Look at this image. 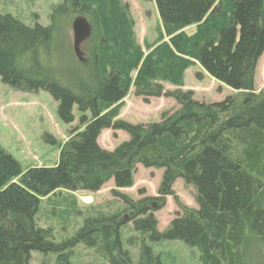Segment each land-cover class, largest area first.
<instances>
[{
    "label": "trees",
    "instance_id": "1",
    "mask_svg": "<svg viewBox=\"0 0 264 264\" xmlns=\"http://www.w3.org/2000/svg\"><path fill=\"white\" fill-rule=\"evenodd\" d=\"M153 1L167 41L158 29L156 41L144 45L147 55L122 0H58L47 26L26 27L0 14V84L46 92L64 124L74 122V107L80 116L53 167L23 172L0 147V264H30L32 253L73 264L69 257L77 247L107 264H161L149 243L166 241L196 248L200 264H251V249L264 261V85L254 89L264 54V0ZM76 17L87 19L92 34L82 45L88 60L81 66L89 74L73 85L57 77L47 60ZM192 26L194 33L184 32ZM194 65L236 93L220 102L198 101L182 89ZM164 84L175 89L165 90ZM131 85L146 102L173 99L176 110L161 113L155 123L117 119ZM104 130L122 131L128 140L105 150L98 144ZM44 140L55 144L45 135ZM137 166L162 170L156 197L133 200L121 193L133 187ZM178 180L193 189L196 210L176 196ZM109 181L121 208L94 213L60 242L51 229L36 225L41 199L58 190L97 193ZM167 197L178 212L160 232L153 214ZM127 223L134 233L125 237Z\"/></svg>",
    "mask_w": 264,
    "mask_h": 264
},
{
    "label": "rangeland",
    "instance_id": "2",
    "mask_svg": "<svg viewBox=\"0 0 264 264\" xmlns=\"http://www.w3.org/2000/svg\"><path fill=\"white\" fill-rule=\"evenodd\" d=\"M57 2L58 0H0V14H9L26 27H33L35 24L47 26L51 6ZM122 2L128 6L134 22L136 41L144 55L149 53L144 46L145 43L152 45L156 41L158 29H161L162 41H167L153 0ZM71 24L52 53V59L47 60V63H50L52 66L50 68L57 72V77L74 85L75 79L84 80L89 72L74 56ZM194 31L195 26L184 29L187 34ZM136 71L131 73L132 80L136 76ZM61 83L64 84L63 81ZM262 85L264 54L256 66L254 89L259 90ZM164 89L171 91L175 87L164 84ZM182 89L192 91L195 99L206 103L220 102L236 93L208 76L198 65L186 70ZM121 103L117 119L134 125L158 122L161 113L172 112L177 108L175 101L170 98H150L146 102L134 94L132 85ZM57 106L58 104L46 92L24 93L0 84V147L20 164L23 172L35 166L53 167L58 161L59 148L68 140L70 130L79 126L80 116L75 107L73 108L75 120L67 125L58 119ZM44 135L53 139L55 144L46 142ZM127 140L128 136L122 131L104 130L98 144L105 150L112 151ZM161 176L162 170L137 166L133 187L120 191L133 200L144 196L156 197ZM113 188V182L109 181L97 193L58 190L41 199L35 223L39 228L51 229L56 242L71 238L87 217L98 212H113L122 207L123 203L111 195ZM173 190L182 204L197 209L192 188L185 187L183 182L178 180L173 185ZM139 191H143L144 194L140 195ZM176 212L178 208L172 197H167L164 206L155 210L153 214L158 220V231L162 232L168 227ZM122 233L125 237L133 235L132 224L127 223ZM149 245L154 254L159 256L161 264H200L198 250L183 242L166 241ZM131 252L135 262L136 250L133 249ZM92 253L90 250L77 247L72 250L69 259L73 264H107L103 258ZM31 257L33 260L30 264H59L57 257L51 253L47 255L32 253ZM250 259L251 264H264L257 249H251Z\"/></svg>",
    "mask_w": 264,
    "mask_h": 264
},
{
    "label": "water",
    "instance_id": "3",
    "mask_svg": "<svg viewBox=\"0 0 264 264\" xmlns=\"http://www.w3.org/2000/svg\"><path fill=\"white\" fill-rule=\"evenodd\" d=\"M73 37V53L80 64H85L88 60L87 55L82 50V45L88 41L92 34V27L84 17H76L71 24ZM155 207V205H153ZM123 220H127L124 217Z\"/></svg>",
    "mask_w": 264,
    "mask_h": 264
},
{
    "label": "crops",
    "instance_id": "4",
    "mask_svg": "<svg viewBox=\"0 0 264 264\" xmlns=\"http://www.w3.org/2000/svg\"><path fill=\"white\" fill-rule=\"evenodd\" d=\"M263 86V85H262ZM261 89V88H260ZM258 91V90H257Z\"/></svg>",
    "mask_w": 264,
    "mask_h": 264
},
{
    "label": "built area",
    "instance_id": "5",
    "mask_svg": "<svg viewBox=\"0 0 264 264\" xmlns=\"http://www.w3.org/2000/svg\"><path fill=\"white\" fill-rule=\"evenodd\" d=\"M91 202H92V200H91Z\"/></svg>",
    "mask_w": 264,
    "mask_h": 264
}]
</instances>
